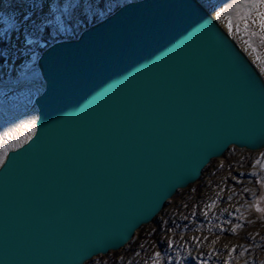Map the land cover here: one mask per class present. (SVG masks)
Returning a JSON list of instances; mask_svg holds the SVG:
<instances>
[{"label": "water", "instance_id": "1", "mask_svg": "<svg viewBox=\"0 0 264 264\" xmlns=\"http://www.w3.org/2000/svg\"><path fill=\"white\" fill-rule=\"evenodd\" d=\"M37 68L33 134L0 166V264L119 251L212 161L264 151V78L199 0H131Z\"/></svg>", "mask_w": 264, "mask_h": 264}, {"label": "rangeland", "instance_id": "2", "mask_svg": "<svg viewBox=\"0 0 264 264\" xmlns=\"http://www.w3.org/2000/svg\"><path fill=\"white\" fill-rule=\"evenodd\" d=\"M129 1L0 0V38L16 44V49L8 47L7 55L16 56L18 51V57H26L18 63V69L9 71V77L1 76L0 69V83L16 86L32 81L36 85L18 90L0 88V105L19 113L34 109V99L43 82L38 59L33 63L32 58L34 54L39 58L47 46L45 31L39 32L37 25L44 24L45 30L50 28L55 33L53 37L73 36ZM199 1L264 78V30L256 18V10L237 7L233 0ZM58 15L65 28L71 29L70 33L59 32ZM229 20L233 23L231 30ZM237 24L240 32L235 31ZM28 38L39 40L44 49L28 45ZM5 64H12V57H7ZM27 64L32 65L30 70H26ZM33 72L37 75L27 79ZM22 127L34 131V120L24 121ZM27 136L16 129L10 133L0 122V166L7 152L20 146ZM87 264H264V151L231 148L224 157L212 161L197 183L179 191L153 222L136 233L127 247L98 256Z\"/></svg>", "mask_w": 264, "mask_h": 264}, {"label": "snow or ice", "instance_id": "3", "mask_svg": "<svg viewBox=\"0 0 264 264\" xmlns=\"http://www.w3.org/2000/svg\"><path fill=\"white\" fill-rule=\"evenodd\" d=\"M233 5H236L237 7H239V6L249 7L250 10H256V12H255L256 18L259 21V25H260L261 29L264 30V11L259 10V9H264V0H241V4H239V5L237 4V0H233ZM64 11L67 12L68 9L65 8ZM245 15L247 16V13ZM217 16L219 17L220 13H217ZM25 19H28V18L26 17ZM255 22H256V19L253 20V23H255ZM49 23H51V22H49ZM244 23H245V30H247V19L246 18L244 20ZM56 24L58 25V30L60 33H64L66 31L69 33L71 32V29L65 28L64 23L61 20V17L59 15L56 17ZM228 27L230 30L233 29V23L231 20H229V22H228ZM37 29L39 32L44 33L45 25L39 24V25H37ZM240 30H241L240 26L238 24L235 25V31L240 32ZM51 35H55V33H52ZM254 35H255V33H254ZM262 41H264V37H262ZM27 44L28 45H39L41 50H43L45 47V45L40 43L39 40H34L31 38L27 39ZM32 59H33V63H34L38 59V56L36 54H34ZM31 67H32L31 64H27L25 66L26 70H30ZM36 75H37V73L33 72L32 76H26V78L32 79ZM257 210L260 211V209H257Z\"/></svg>", "mask_w": 264, "mask_h": 264}, {"label": "bare ground", "instance_id": "4", "mask_svg": "<svg viewBox=\"0 0 264 264\" xmlns=\"http://www.w3.org/2000/svg\"><path fill=\"white\" fill-rule=\"evenodd\" d=\"M4 86H5L4 89H7V90H13V89L18 90L25 86L36 87L35 83L32 81H25L24 83L20 85H16V86L15 85H10V86L4 85ZM43 87L44 85L40 89V93L43 91ZM35 118H36L35 106L32 111L25 112V113H19V112L11 111L0 105V122L3 123L7 127L10 133H13V131L16 129L17 131H21V133L27 134L28 135L27 139L30 138L33 134V130L25 129L24 127H22V123L28 119L35 121Z\"/></svg>", "mask_w": 264, "mask_h": 264}, {"label": "trees", "instance_id": "5", "mask_svg": "<svg viewBox=\"0 0 264 264\" xmlns=\"http://www.w3.org/2000/svg\"><path fill=\"white\" fill-rule=\"evenodd\" d=\"M104 3H105V0H102ZM103 3V4H104ZM122 6V5H121ZM121 6H117L116 8H115V10H113L112 11V13H114L117 9H119ZM31 14H33L35 11H29ZM112 13H110V14H107V16H109V15H111ZM106 16V17H107ZM105 17V18H106ZM97 22H99V21H97ZM96 22V23H97ZM91 25H89L88 27H90ZM88 27H85V29L86 28H88ZM46 32L48 33V35L46 34ZM80 33L81 32H79V33H77L76 35H73V36H69V35H58L57 37H53L51 34H52V31H51V29L50 28H48V30H45V35H46V42H47V46H46V48L48 47V46H50V45H52L53 43H55V42H57V41H59V40H63V39H76V38H78L79 37V35H80ZM48 37H50L49 39H48ZM8 44H7V40H5V39H1L0 38V67H2L5 63H6V61H7V57H5V55H4V50H6V48L8 49ZM45 50V49H44ZM43 50V51H44Z\"/></svg>", "mask_w": 264, "mask_h": 264}, {"label": "built area", "instance_id": "6", "mask_svg": "<svg viewBox=\"0 0 264 264\" xmlns=\"http://www.w3.org/2000/svg\"><path fill=\"white\" fill-rule=\"evenodd\" d=\"M5 40H7V44H8L7 47H14V49H16L15 48L16 44L14 42H11L7 38ZM4 52H5L4 53L5 57H12V64H4L2 67H0L1 76L9 77V71L13 70V69H18V63L22 62V60L25 59L26 57H18V51L16 52V56H8L7 55V48H6V50H4Z\"/></svg>", "mask_w": 264, "mask_h": 264}]
</instances>
